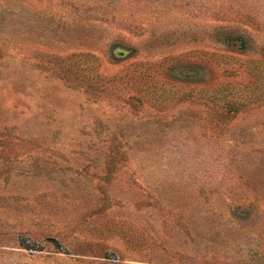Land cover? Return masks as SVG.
Segmentation results:
<instances>
[{
  "label": "rangeland",
  "instance_id": "obj_1",
  "mask_svg": "<svg viewBox=\"0 0 264 264\" xmlns=\"http://www.w3.org/2000/svg\"><path fill=\"white\" fill-rule=\"evenodd\" d=\"M0 264H264V0H0Z\"/></svg>",
  "mask_w": 264,
  "mask_h": 264
}]
</instances>
